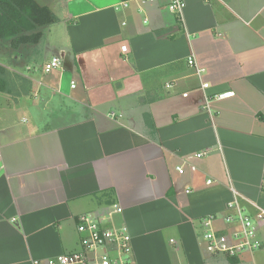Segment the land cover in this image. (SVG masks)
<instances>
[{
  "label": "crops",
  "instance_id": "0c3cea01",
  "mask_svg": "<svg viewBox=\"0 0 264 264\" xmlns=\"http://www.w3.org/2000/svg\"><path fill=\"white\" fill-rule=\"evenodd\" d=\"M184 1L180 18L169 0L37 1L70 49L2 63L23 82L0 92V264L80 252L78 219L108 212L107 190L133 264H263L209 254L201 222L264 206V0Z\"/></svg>",
  "mask_w": 264,
  "mask_h": 264
},
{
  "label": "built area",
  "instance_id": "2783aa9c",
  "mask_svg": "<svg viewBox=\"0 0 264 264\" xmlns=\"http://www.w3.org/2000/svg\"><path fill=\"white\" fill-rule=\"evenodd\" d=\"M144 3H153L155 0H141ZM125 7L128 4L125 3ZM186 8L184 0H169L168 10L179 18ZM122 50L127 51L123 46ZM189 65H194L190 60ZM61 68V60L54 58L45 66V72ZM74 87V86H73ZM173 89V85H168ZM204 89L209 85L204 84ZM234 92L220 93L216 96L219 100L229 99ZM206 153H199L202 158ZM191 171L196 168L190 165ZM178 172L184 174V167H178ZM212 180L207 184L211 185ZM251 204V205H247ZM242 203L238 199L227 205L229 211L223 218L222 227H216L217 219L209 216L202 220L203 239L205 249L213 256L223 255L236 258L245 253H254L264 250V206L258 203ZM122 213V208L112 206L105 214H87L78 219L77 230L81 236V248L78 253L64 254L35 264H133L132 262V236L125 226L116 227L114 216Z\"/></svg>",
  "mask_w": 264,
  "mask_h": 264
},
{
  "label": "trees",
  "instance_id": "16d2710c",
  "mask_svg": "<svg viewBox=\"0 0 264 264\" xmlns=\"http://www.w3.org/2000/svg\"><path fill=\"white\" fill-rule=\"evenodd\" d=\"M57 22L52 11L36 0H0V45L8 44L14 52L36 45L44 30ZM18 82L22 87L21 77L0 63V92L21 96V92L16 93L15 90ZM97 197L104 205L113 206L115 203L112 190L104 191Z\"/></svg>",
  "mask_w": 264,
  "mask_h": 264
},
{
  "label": "rangeland",
  "instance_id": "374dc122",
  "mask_svg": "<svg viewBox=\"0 0 264 264\" xmlns=\"http://www.w3.org/2000/svg\"><path fill=\"white\" fill-rule=\"evenodd\" d=\"M39 3L45 5L48 3L49 0H37ZM48 30H44L43 37L39 43V45L35 46L36 48H33V46L25 47L22 51H29L30 49H33L32 51L35 53V57L38 58L40 61H44L52 57L53 55H58L61 52L63 45L66 49H70V43L68 41V37L66 36V33L62 29L61 25H53L50 26ZM16 52L12 51L8 44L0 45V63L5 64L7 66H10L12 64H15L16 61L13 59V54ZM25 62V61H23ZM67 62L69 63L70 60L67 58ZM12 68H16L15 65ZM11 96V95H10ZM12 100L16 102V98L12 97ZM257 256L260 257L261 262L264 264V252L257 253Z\"/></svg>",
  "mask_w": 264,
  "mask_h": 264
}]
</instances>
